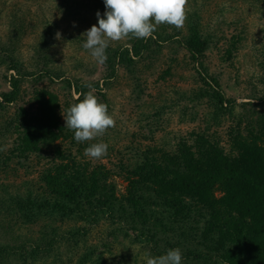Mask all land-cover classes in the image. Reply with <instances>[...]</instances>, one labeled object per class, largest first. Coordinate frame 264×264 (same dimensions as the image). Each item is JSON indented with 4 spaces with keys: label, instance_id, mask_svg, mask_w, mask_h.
<instances>
[{
    "label": "trees",
    "instance_id": "16d2710c",
    "mask_svg": "<svg viewBox=\"0 0 264 264\" xmlns=\"http://www.w3.org/2000/svg\"><path fill=\"white\" fill-rule=\"evenodd\" d=\"M72 1L101 16L105 12L104 0ZM207 1H188L182 29L161 24L147 40L110 43L96 80L73 76L57 63L52 52L55 19L44 16L31 23L8 14L7 42L0 40V65L8 85L0 91V148L6 146L1 142L5 137L11 143L0 151V176L8 178L19 168L29 175L15 188L0 181L1 228L42 222L38 240L48 247L65 234L56 221L68 223L66 233L74 243L87 233L80 222L105 221L113 226L112 236L120 232L133 238L148 249L147 255L179 248L182 264H264V91L240 103L226 95L219 74L208 65L207 51L215 49L221 64L235 65L247 41L246 23L228 21L232 31L227 34L220 23L225 18L216 24L203 21ZM228 1L236 8L246 3L264 16V0ZM34 32L38 38L30 44L26 66L16 47ZM66 40L83 50L86 36ZM175 45L183 50L182 60L169 56L161 64L163 48ZM252 47L264 84V37ZM183 60L195 71L194 86L173 87L174 95L163 100L157 95L162 103L149 102L152 111L143 108V101L134 104L143 108L140 125L123 146L108 140L116 126L83 143L65 127L63 114L89 91L109 110L106 88L126 75L133 100H141L148 76L157 75L158 82L172 78ZM166 110H176L177 123L187 126L167 130L162 116ZM97 142L108 144L107 155L99 160L86 157L85 148ZM115 176L126 183L123 193L116 192L111 180ZM39 244L32 250L25 242L0 244V264L9 257L30 264ZM94 253L90 249L78 264H110L100 254L92 258Z\"/></svg>",
    "mask_w": 264,
    "mask_h": 264
},
{
    "label": "rangeland",
    "instance_id": "374dc122",
    "mask_svg": "<svg viewBox=\"0 0 264 264\" xmlns=\"http://www.w3.org/2000/svg\"><path fill=\"white\" fill-rule=\"evenodd\" d=\"M74 1L77 2L78 0ZM228 2V0H208L207 6L203 12V21L216 24V22L225 18L226 21L221 20L220 23L227 34L232 31V27L227 24L228 21L234 19L239 20L240 23H246L247 41L244 47L239 51V56L236 57L235 65L221 64L215 49L207 51V62L211 70L219 74L220 82L226 95L233 97L237 103H240L242 101H247L255 92L258 94L264 91V84L260 81L263 75L254 64L255 50L252 47L253 43H258V41H261L264 37V16L260 17L256 8L251 7L250 9L246 3H239L241 7L238 6L236 8L233 7L234 5L230 2L229 5ZM216 3L219 5L216 6ZM188 7L189 5L187 4V8ZM226 7L230 10L226 11ZM220 9L221 12H219ZM10 12H14L16 17H24L23 19L31 23L33 20H39L44 16L55 19L58 25V31L61 33L62 37L61 39H56L52 51L55 54L57 63L62 66L66 72L73 76L81 77L84 80H96L101 78L102 65L96 63L88 50H82L79 48L78 44L66 40V38L73 35L83 34L94 24L98 26V18L93 10L87 7H76L72 0H0L1 42H7L5 40L7 39L6 34L9 28L8 21L10 17L8 14ZM65 12H69V14ZM238 27H243V24H239ZM36 31H38V27H36ZM83 35L86 36V34ZM37 38L36 32L29 33L25 35L23 40L19 42L16 47V52H18L20 60H22L26 66L28 65V56L31 55L30 44H33ZM124 42L125 40H122L111 42V44L116 45ZM169 56H176L182 60L183 50L176 45L173 46V49L165 47L158 61L164 64ZM175 68L174 71L176 74H174L172 78L164 79L159 82L155 80L157 75L153 77L148 76V81L145 84L147 87L146 93H144L141 100H133V85H131V81L128 80L126 75L119 76L115 84L106 88L108 102L110 104L108 112L116 120V128H114V131L111 132L110 137H108L110 143L112 142L117 147H121L130 139L131 134L136 132L140 125V111L146 107V111H152V107L148 105L149 102L154 101L157 104L162 103V101H159L157 95H162L163 100V96L171 97L174 95V93H172L173 87L188 89L194 86L195 71L185 65L184 60ZM3 73L4 67L0 65V91L8 89V85L3 79ZM178 74H181V78H179ZM138 101L144 102L143 108L137 109V107H134V104ZM162 116L167 125V130H175L187 126L177 123L176 110H166V113L164 112ZM160 134L161 133H157L156 138H158ZM2 140L1 142L6 145L4 148H6V150L10 148L11 138L5 137ZM106 164L109 165L108 163ZM28 175L29 174H27L23 168H19L17 174L10 175L8 178L1 174L0 181L5 180V182L11 183L15 188L28 178ZM111 180L116 185L117 194L123 193L126 183L116 176L111 178ZM80 224L87 226V233L84 235L81 234L83 236L77 239L76 243H74V240L66 233V229L69 228L68 223L56 221L55 226L60 230H64L65 233L63 234L64 237L58 240V243H53L45 247V241L40 242V240H38L40 236L39 229L42 225V222H40L35 225H24L12 229H3L0 227V244L16 246L25 242L28 249L32 250L34 244L40 243V248L35 252L34 259L29 260L30 264H78L79 258L83 254H88L90 249L95 250L92 258L100 254L101 257L107 258L110 264H146V253L148 249L140 242L134 241L131 237H125L120 232L112 236L109 233L113 228L112 225H109L105 221H100L97 224L91 225H88V223L84 224L83 222H80ZM68 237L71 239L67 240ZM105 242L110 245L108 247L103 245ZM5 264L23 263L21 260H15L13 257H9ZM87 264H90V262Z\"/></svg>",
    "mask_w": 264,
    "mask_h": 264
},
{
    "label": "clouds",
    "instance_id": "9594fccd",
    "mask_svg": "<svg viewBox=\"0 0 264 264\" xmlns=\"http://www.w3.org/2000/svg\"><path fill=\"white\" fill-rule=\"evenodd\" d=\"M104 4L103 16L99 11L96 13L98 26L94 24L83 33L86 34L83 48L89 50L91 57L101 65L107 61L106 49L111 42L128 38L147 40L159 25L167 24L179 30L187 19L188 0H104ZM55 38H62L59 31ZM63 116L65 127L74 132L78 143L102 137L109 128L116 126L108 106L99 102L91 91L84 95L83 100L69 106ZM107 149V143H93L85 148L84 155L99 160L107 155ZM5 150L0 148V151ZM146 264H182V252L174 248L160 256L147 255Z\"/></svg>",
    "mask_w": 264,
    "mask_h": 264
}]
</instances>
